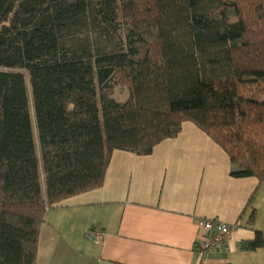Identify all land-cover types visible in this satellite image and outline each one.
Listing matches in <instances>:
<instances>
[{"label":"trees","instance_id":"trees-1","mask_svg":"<svg viewBox=\"0 0 264 264\" xmlns=\"http://www.w3.org/2000/svg\"><path fill=\"white\" fill-rule=\"evenodd\" d=\"M89 25L122 44H73ZM185 122L264 184V0H0V264H36L47 210Z\"/></svg>","mask_w":264,"mask_h":264},{"label":"crops","instance_id":"crops-1","mask_svg":"<svg viewBox=\"0 0 264 264\" xmlns=\"http://www.w3.org/2000/svg\"><path fill=\"white\" fill-rule=\"evenodd\" d=\"M235 170L191 122L151 155L116 150L101 188L47 210L36 264H264V246L241 249L264 237V184ZM198 219L233 227L226 250H196Z\"/></svg>","mask_w":264,"mask_h":264},{"label":"built area","instance_id":"built-area-1","mask_svg":"<svg viewBox=\"0 0 264 264\" xmlns=\"http://www.w3.org/2000/svg\"><path fill=\"white\" fill-rule=\"evenodd\" d=\"M197 227L200 230V234L195 248L199 253L205 254L211 250L223 251L227 249L233 232L231 225L221 221L198 219ZM87 237L95 244H101L104 239V232L98 229H91L88 231Z\"/></svg>","mask_w":264,"mask_h":264},{"label":"rangeland","instance_id":"rangeland-1","mask_svg":"<svg viewBox=\"0 0 264 264\" xmlns=\"http://www.w3.org/2000/svg\"><path fill=\"white\" fill-rule=\"evenodd\" d=\"M76 33V35L70 39L73 44L92 45L94 51L97 53L103 51H113L119 44H122V37L119 32L110 31L109 34H102V30L96 25L86 26ZM101 27L104 28L102 25ZM129 93L126 88L121 86L115 89V99L119 102H125L128 99ZM32 107V106H31ZM32 126L35 131L36 147L38 148V154L40 155V146L37 137V125L35 117L32 116Z\"/></svg>","mask_w":264,"mask_h":264}]
</instances>
